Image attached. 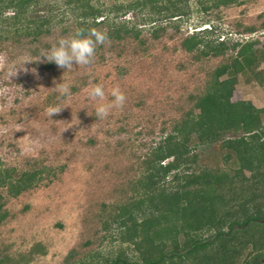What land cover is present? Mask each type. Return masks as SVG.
<instances>
[{
  "label": "rangeland",
  "instance_id": "1",
  "mask_svg": "<svg viewBox=\"0 0 264 264\" xmlns=\"http://www.w3.org/2000/svg\"><path fill=\"white\" fill-rule=\"evenodd\" d=\"M34 1L36 16L44 15L51 25L48 32L36 40L0 36V54L6 57L0 68V169L12 168L14 176L37 171L40 181L16 197L0 188L6 213L0 223V261L104 264L117 255L134 261L138 252L118 240L116 209L140 196L137 181L151 149L188 111L196 113L194 97L204 91L213 69L229 62L234 43L255 41L256 63L251 72L236 76L231 101L264 109V0L216 7L197 0H89L108 21L132 28L136 37L110 38V45L97 46L90 66L71 70L38 59L57 39L75 32L72 4ZM136 1L145 4L127 6ZM171 6L181 15L166 19ZM209 28V41L222 40L229 48L223 55L200 57L181 48L192 32ZM62 84L68 85V94L59 91ZM92 84L103 86L107 100L118 86L126 97L123 108L97 118L96 102L86 98ZM54 106L62 109L50 117L47 109ZM199 149H191L196 158L190 168L234 167L223 162L218 144ZM176 185L171 173L158 183L166 190ZM261 254L258 264H264Z\"/></svg>",
  "mask_w": 264,
  "mask_h": 264
},
{
  "label": "trees",
  "instance_id": "2",
  "mask_svg": "<svg viewBox=\"0 0 264 264\" xmlns=\"http://www.w3.org/2000/svg\"><path fill=\"white\" fill-rule=\"evenodd\" d=\"M197 1L211 7L235 2ZM64 4H72L75 31L102 27L114 40L136 37L132 28L108 21L89 0H66ZM144 4L136 1L127 6ZM35 5L34 0H0V36L36 40L46 34L51 25L44 15L36 16ZM166 10V19L181 15L178 7ZM6 12L10 15L4 16ZM157 30H151L153 38ZM210 32V28L192 32L181 41V48L200 57L223 55L229 48L222 40L209 41ZM254 42L230 46L234 53L229 62L214 68L204 91L194 97L196 113L188 111L151 149L143 177L137 181L142 193L119 205L113 219L118 220V240L132 245L138 257L128 261L117 255L104 264H258L264 253V109L247 101H231L236 76L255 66ZM215 144L223 162L234 167L190 168L195 148L201 151ZM170 173L177 185L170 190L158 186ZM39 175L23 171L14 176L12 168H2L0 188L16 197L33 188ZM1 207L0 203V223L6 216ZM200 232L208 235L198 238Z\"/></svg>",
  "mask_w": 264,
  "mask_h": 264
},
{
  "label": "clouds",
  "instance_id": "3",
  "mask_svg": "<svg viewBox=\"0 0 264 264\" xmlns=\"http://www.w3.org/2000/svg\"><path fill=\"white\" fill-rule=\"evenodd\" d=\"M111 43L107 33L96 29H77L68 37H60L48 49L42 50L40 57L45 63H54L62 70H71L76 66L88 67L95 59L98 45ZM6 64V57L0 54V68ZM31 71L35 72V69ZM16 75V73H15ZM12 76V73H9ZM61 94H68L69 87L66 84L59 85ZM111 100H107L105 90L100 84H92L86 90V98L96 102L95 114L99 119H106L113 109H122L126 97L120 88L114 87L110 91ZM62 108L59 106L49 107L47 114L50 117L58 114Z\"/></svg>",
  "mask_w": 264,
  "mask_h": 264
}]
</instances>
